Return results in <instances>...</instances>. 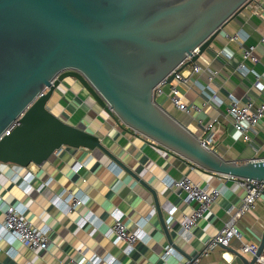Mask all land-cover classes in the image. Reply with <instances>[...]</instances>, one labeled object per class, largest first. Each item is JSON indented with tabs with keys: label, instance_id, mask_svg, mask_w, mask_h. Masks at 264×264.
<instances>
[{
	"label": "crops",
	"instance_id": "crops-1",
	"mask_svg": "<svg viewBox=\"0 0 264 264\" xmlns=\"http://www.w3.org/2000/svg\"><path fill=\"white\" fill-rule=\"evenodd\" d=\"M237 31L246 36L245 42L228 38V34ZM262 35L264 0H251L194 61L200 65L198 71H191L192 62L183 67L184 73L189 74L187 82L176 83L184 100L199 105L200 109L190 113L176 109L166 96L168 86L156 99L200 138L205 136L204 125L213 123L208 146L224 158L238 162L264 157V117L249 133L250 139L244 140L227 113L229 93L241 101H264V91L252 85L253 73L243 76L237 70L238 64L244 62L262 74L259 80L264 84ZM249 43L255 46L256 63L243 59L242 46ZM47 104L64 120L96 133L114 159L97 148L62 147L40 165L20 167L0 162V202L5 206L23 205L26 218L36 226H46L49 238L47 248L37 250L18 240H0V264H66L70 257L81 260L95 256L113 258L109 264H163L161 254L166 244L181 257H193L240 204L244 191L238 178L205 171L168 149L157 147L146 136L117 122L76 79L66 77ZM25 171L33 174L27 187L21 184ZM184 176L219 190L205 216L197 220L187 237L179 234L180 220L184 213H190L194 203H185L179 188L163 182L167 177ZM62 191L63 196L68 192L81 194L83 202L71 212L60 211L50 199ZM172 206L174 211L170 216L168 208ZM114 209L121 212L129 228H135L141 218H146L143 229L147 240H136L126 251L122 242L113 244L107 230L113 222L110 212ZM87 216L90 220H85ZM3 217L0 211V223ZM237 227L240 238L231 239L228 246H214L198 264H244L236 253H242L239 250L242 241L258 245L264 231V194L238 220ZM242 255L247 259L252 257L250 253ZM167 262L178 264L175 255ZM95 264L108 263L100 258Z\"/></svg>",
	"mask_w": 264,
	"mask_h": 264
},
{
	"label": "water",
	"instance_id": "water-1",
	"mask_svg": "<svg viewBox=\"0 0 264 264\" xmlns=\"http://www.w3.org/2000/svg\"><path fill=\"white\" fill-rule=\"evenodd\" d=\"M250 1L0 0V162L40 165L62 147L97 148L114 159L96 133L48 107L54 90L72 77L117 122L157 147L208 172L264 181V157L224 158L153 94L168 73L196 61ZM262 251L264 231L250 259L236 254L255 264Z\"/></svg>",
	"mask_w": 264,
	"mask_h": 264
},
{
	"label": "built area",
	"instance_id": "built-area-1",
	"mask_svg": "<svg viewBox=\"0 0 264 264\" xmlns=\"http://www.w3.org/2000/svg\"><path fill=\"white\" fill-rule=\"evenodd\" d=\"M229 39L237 40L239 42H245L246 36H243L239 31L228 34ZM261 42H264V35L260 37ZM255 46L251 43L242 46V56L245 61L256 63L258 61L257 56L254 53ZM189 56L185 58L188 60ZM182 63L179 64L181 66ZM184 66L180 69H174L168 73L155 87L153 88V94L155 99L164 93V87L168 86L166 96L170 103L178 110L190 113L191 111H197L200 109L199 105L191 103L188 104L184 98L183 93L179 89L176 82H187L189 74H185ZM200 65L196 62L191 63V71H198ZM237 70L246 76L250 72L254 75L252 85L256 86L259 90L264 91V84L260 82V74L253 68L247 67L244 62H241L237 66ZM174 72L172 79H168L170 74ZM209 79L212 75L208 76ZM46 88L43 90L45 91ZM229 104L227 106V113L232 119V125L236 131L242 134L244 140H249V133L255 130L256 123L264 117V101L254 102L251 99L241 101L233 94H228ZM12 127V126H11ZM8 128L7 133L11 129ZM213 123L208 122L204 125L205 136L200 138L203 145L208 146L210 140ZM59 150V149H58ZM56 150V151H58ZM55 151V152H56ZM33 174L31 171H25L21 175V184L28 186ZM238 184L243 189V196L241 202L236 206L232 212L229 213L227 220L220 226L214 236H212L200 251L196 255L190 258H184L172 251V247L166 244L163 247L161 258L163 264H169L167 259L170 256H174L178 260V264H198L200 259L207 255L211 248L214 246H228L231 239L240 238L241 233L238 230V220L247 212H249L256 204L257 200L262 195V189H264V181L248 180L246 178H238ZM163 182L169 187L179 188L183 193V201L185 203L193 202L194 205L191 208L190 213H184L180 220L179 234L187 237L191 228L196 224L199 218L205 216L209 209V205L216 198L219 193L218 188L202 186L199 183L193 181L187 176L180 179L173 177H167L163 179ZM64 191L54 194L50 199L52 205L65 213L71 212L75 207L83 202V196L78 193L68 192L66 196H63ZM0 211L3 212V221L0 223V240L10 242L11 240H18L23 245L29 247L32 250L46 249L49 243L46 226H36L24 214V206L21 204H7L0 202ZM174 207L168 208V213L171 216L173 214ZM113 222L107 230V235L110 236L113 244H124V250L132 248L136 240H147V233L143 227L146 222V218H141L135 225V228H129L122 219V214L118 209H114L110 212ZM88 217V218H87ZM85 217V220H90V217ZM239 250L242 253L255 254L257 250V244L253 242L242 241ZM104 260L108 264L112 262L113 258H102L95 256L89 259H75L70 257L66 264H95L99 259ZM257 264H264V252H261L256 258Z\"/></svg>",
	"mask_w": 264,
	"mask_h": 264
}]
</instances>
